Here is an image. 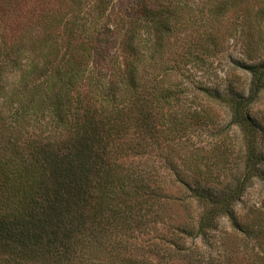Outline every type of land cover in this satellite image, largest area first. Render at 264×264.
<instances>
[{
    "label": "trees",
    "instance_id": "1",
    "mask_svg": "<svg viewBox=\"0 0 264 264\" xmlns=\"http://www.w3.org/2000/svg\"><path fill=\"white\" fill-rule=\"evenodd\" d=\"M263 3L0 0V264H204L182 237L223 217L242 228L235 205L264 183L251 112L264 91V40L251 34ZM232 37L247 81L197 79ZM214 108L229 116L221 143L189 150ZM234 129L239 151L226 142ZM171 142L189 151L162 179Z\"/></svg>",
    "mask_w": 264,
    "mask_h": 264
},
{
    "label": "rangeland",
    "instance_id": "2",
    "mask_svg": "<svg viewBox=\"0 0 264 264\" xmlns=\"http://www.w3.org/2000/svg\"><path fill=\"white\" fill-rule=\"evenodd\" d=\"M259 1V0H255ZM264 2V0H262ZM264 5V3H263ZM252 43L257 41L262 35L261 42L264 40V19H255L252 16ZM257 37V38H256ZM259 43V42H258ZM261 44V43H260ZM264 44V42H263ZM257 45V43H256ZM227 50L217 57L212 58L213 63L209 70L200 69L197 72L196 78L205 84L223 83L225 79H232L233 81H247V74L241 70L233 69L232 60L245 57L241 48V43L236 38H229L226 42ZM255 46V44L253 45ZM233 69V70H231ZM247 86V84H244ZM216 116L214 125L201 130L200 128L191 131L192 137L185 143L189 150L197 149L206 152L210 155L209 148L212 145H218L223 139L222 134H217L219 129L225 127L229 120L227 113L219 108H214ZM252 114L260 119L264 130V91L261 92L260 97L255 101L251 107ZM236 130V131H235ZM229 140L226 142L238 151L240 148V136L237 129L229 131ZM264 139V136H263ZM178 143H166L160 153V162L157 170L160 171L161 178L169 172L167 165L168 161L178 162L180 155H186L187 147ZM264 152V140L261 146ZM157 173V172H155ZM169 177V176H168ZM169 192L176 193L174 186L169 184ZM178 195V193H177ZM191 215L197 216V210L190 208ZM173 214H178L179 218L185 215L180 208L175 209ZM235 212L238 216L242 228H234L227 218L223 217L218 220L216 226L205 232L204 236L196 237H182L186 248H191L194 253H200L204 264H264V183L259 180H254L247 188L241 200L235 205ZM256 217H259L258 219ZM256 221H259L257 223ZM249 226L253 232H246L241 230ZM157 231L151 232V235H156ZM148 234L144 235L145 242H147ZM170 237V236H169ZM170 239V238H167ZM144 242V243H145ZM159 245L160 252L163 249H168L173 252L171 242L168 240H161L156 237L150 241ZM166 249V250H167ZM168 253V252H167ZM166 264H184L174 260Z\"/></svg>",
    "mask_w": 264,
    "mask_h": 264
}]
</instances>
